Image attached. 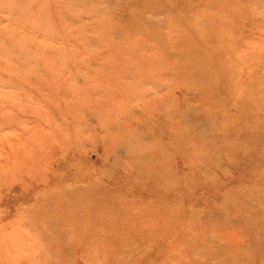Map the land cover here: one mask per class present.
<instances>
[{"label": "rangeland", "instance_id": "obj_1", "mask_svg": "<svg viewBox=\"0 0 264 264\" xmlns=\"http://www.w3.org/2000/svg\"><path fill=\"white\" fill-rule=\"evenodd\" d=\"M0 264H264V0H0Z\"/></svg>", "mask_w": 264, "mask_h": 264}]
</instances>
